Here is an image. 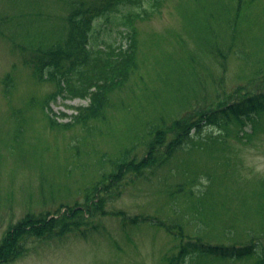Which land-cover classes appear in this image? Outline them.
<instances>
[{
  "label": "rangeland",
  "instance_id": "374dc122",
  "mask_svg": "<svg viewBox=\"0 0 264 264\" xmlns=\"http://www.w3.org/2000/svg\"><path fill=\"white\" fill-rule=\"evenodd\" d=\"M83 1L91 5L94 0ZM227 1L160 0L154 12L136 17L131 75L112 92L111 105L101 117L79 124L71 116L76 108L87 107L89 98L50 100L55 83L40 74L34 58L36 49L63 41L69 0H0V245L16 234L27 215L31 219L25 222H35L32 231L40 233L26 237L20 255L4 264H165L164 258L179 245L177 230L154 225L152 216H167L165 224L187 225L191 232L193 223L183 217L185 211L171 221V201L163 199L164 185L181 182L186 164L192 171L205 168L211 173L218 197L247 187L262 192L264 110L244 126L229 118L223 133L203 120L197 141L182 146L152 173L151 183L132 182L129 175L111 193L117 196L108 198L102 209L93 207L96 187L111 172L110 161L124 150L143 155L154 138L146 136L148 124L157 126L165 118L171 129V123L184 118L199 126L196 116L202 105L215 108L233 99L238 89L249 86L255 62L264 63V0L253 1L238 19L235 47L228 52L223 45L225 57L215 53L210 32L200 28L204 16L213 12L219 20L213 26L221 30L223 44L229 43L226 20L234 12ZM143 2L146 7L147 0ZM121 22L118 15L99 18L97 40L118 45L119 32L127 31ZM76 206L85 218L78 226L45 233ZM216 212L221 217L208 226L212 235L229 229L237 235L258 224L251 211H241L234 222L223 210ZM45 218L53 221L44 226ZM251 261L248 257L235 263ZM203 264L228 261L205 256Z\"/></svg>",
  "mask_w": 264,
  "mask_h": 264
},
{
  "label": "trees",
  "instance_id": "16d2710c",
  "mask_svg": "<svg viewBox=\"0 0 264 264\" xmlns=\"http://www.w3.org/2000/svg\"><path fill=\"white\" fill-rule=\"evenodd\" d=\"M159 1L147 0V6L143 7V0H94L91 5H87L83 0H69L70 10L66 18L63 41L61 43L55 41L44 45L42 49H36L34 58L41 65L39 66L40 74L55 83L56 93L50 100L55 101L58 97L89 98V105L76 108V114L71 116L76 123L85 124L88 120L101 117L106 108L111 105L110 95L124 84L134 69L135 45L132 41V24L136 17L154 12ZM253 1L255 0L227 1V4H232L234 12V16L226 20V24L230 26L228 28L231 40L229 43L223 44L224 39L219 35L221 30L214 27L219 21L214 18V13L212 12L210 17L204 16L200 28L210 32L213 47L217 48L215 53L220 54L219 57H225L234 49L238 25L240 26L238 19L250 9ZM226 9L228 11L229 6ZM109 15L120 16L121 25L127 30L124 34L119 32L118 45L102 43L95 36L99 18L105 19ZM122 40L127 41L126 45L121 44ZM223 45H226L228 50L225 55H222ZM254 68L249 86L238 89L233 99L215 108L207 107V104L201 106L196 116L199 126L195 122L185 123L184 118L171 123V129L164 123L165 118H161V124L157 126L148 124L145 130L146 136L154 134V138L147 143L141 157L132 153L134 149L124 150L110 161L111 172L95 189L97 191L95 197L98 198L93 205L94 209H102V205L108 198L117 196L118 193H111L119 189L120 182L122 180L126 182V177L129 175L132 176V182L146 180L151 183L152 173L167 165L182 146L185 148L191 141H197L199 137L196 131L199 130L203 120L208 124L206 127H217L216 131L223 133L224 128L229 124V118L239 121L244 126L252 119L251 116L264 110V63L259 65V62H255ZM46 104L48 105L49 102L47 101ZM167 133H170L172 137L166 138ZM183 169L184 178L181 182L169 188L164 185L163 199L166 204L171 201L169 203L171 221L174 214L181 210L185 211L183 217L193 223L191 232L186 230L187 225L176 227L173 222L174 227H172L165 224L168 223L167 216H165L167 220L158 215L152 216L154 225H160L168 231L174 228L177 230L175 234L178 236L179 245L174 248V252L164 258L165 264H203L205 256L227 260L228 264H236V260L251 257L250 264H264V189L260 192L247 187L242 191L232 190L229 194L219 193L218 197V193L212 190L216 183L210 172L207 173L205 168L203 172L199 168L192 171V167L188 164ZM246 190L251 193L249 194L251 197L246 196ZM179 196L180 201H178ZM213 198H216L215 202H212ZM251 203L255 204L256 211L253 210ZM179 206H183L182 209ZM69 210L72 213L60 215L55 219V225L50 231L45 230L48 236L53 235L52 232H57L58 229L66 232L71 225L78 226L85 219L84 213L78 206L73 209L74 212L72 209ZM216 210L226 212L232 218V222L236 220L237 214L242 213L241 211H251V215L258 219V224L248 225L242 233L237 235L232 229L212 235L208 226L213 220L221 217ZM25 217L21 221L23 226L16 230V234L0 245V248L2 247L0 264L13 261L20 255L26 237L40 234L32 231L35 222H25L30 220L31 216ZM52 221L53 219L45 218L44 226ZM126 221L127 218L124 219V222ZM137 222L138 220L134 221V223Z\"/></svg>",
  "mask_w": 264,
  "mask_h": 264
}]
</instances>
